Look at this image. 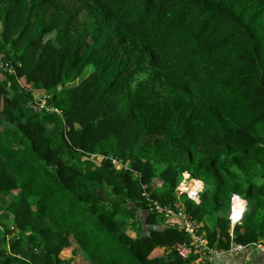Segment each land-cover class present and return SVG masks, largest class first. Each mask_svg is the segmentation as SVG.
<instances>
[{"label": "trees", "instance_id": "16d2710c", "mask_svg": "<svg viewBox=\"0 0 264 264\" xmlns=\"http://www.w3.org/2000/svg\"><path fill=\"white\" fill-rule=\"evenodd\" d=\"M0 72V264H239L148 209L185 172L212 248L233 195L264 245V0H0Z\"/></svg>", "mask_w": 264, "mask_h": 264}, {"label": "built area", "instance_id": "2783aa9c", "mask_svg": "<svg viewBox=\"0 0 264 264\" xmlns=\"http://www.w3.org/2000/svg\"><path fill=\"white\" fill-rule=\"evenodd\" d=\"M42 97H46V95ZM39 100H41V98ZM41 106H44V101L42 100ZM196 180L197 179L195 178H190V174H188L187 176H185L184 180L177 185V199L174 202L165 204L160 202L159 200L149 198L148 209L162 215L165 219L176 217L181 221L184 231L190 237V242H184L178 249L179 254L183 257L189 256L193 249L197 250V252H199L202 257H207L211 254H219L223 252H229L233 255L240 254L246 248V245L235 241V239L233 238V228L237 223H240L242 221L244 212L248 207L247 202L242 197L233 195L228 215L231 225V239L229 248L226 250L214 249L209 245L205 233L201 230V224L186 210L185 203L181 199L182 195H187L190 199L196 202L200 200V192L203 189V187L201 188L202 182L200 180H197L200 181V183L198 182L197 187L188 188L190 183ZM236 211L240 212L239 218L233 215V213ZM254 245L264 251V245H262L261 243H256Z\"/></svg>", "mask_w": 264, "mask_h": 264}, {"label": "crops", "instance_id": "0c3cea01", "mask_svg": "<svg viewBox=\"0 0 264 264\" xmlns=\"http://www.w3.org/2000/svg\"><path fill=\"white\" fill-rule=\"evenodd\" d=\"M189 173L185 172L183 175V178L180 182H182ZM191 178V177H190ZM179 182V183H180ZM247 202L248 206V201L243 198ZM234 256V255H233ZM235 260L239 262V264H264V252L260 250L259 248H252L248 250H243L240 254L234 256ZM220 262L227 263L228 260H226L225 257H218L217 258Z\"/></svg>", "mask_w": 264, "mask_h": 264}, {"label": "rangeland", "instance_id": "374dc122", "mask_svg": "<svg viewBox=\"0 0 264 264\" xmlns=\"http://www.w3.org/2000/svg\"><path fill=\"white\" fill-rule=\"evenodd\" d=\"M2 73L0 72V77H2ZM42 93H37V95H41ZM45 94H43L44 96ZM42 97V96H41ZM186 184V183H185ZM203 187L202 183H201V188ZM11 196V195H10ZM9 196V198H10ZM9 198L7 199L6 202H4L3 204H0V226H1V229L4 230V227L5 225L7 224V222L10 221V213L8 212L7 208H5L6 204L8 203L9 201ZM18 234V231L17 230H13L10 234H8L6 236V240L3 242V244L5 246H9V244L11 243V241L16 238ZM63 257L64 256H67V251L66 252H63L62 253ZM77 263L76 264H83L84 262L82 261V259L78 258L76 259ZM69 262H67L66 264H68Z\"/></svg>", "mask_w": 264, "mask_h": 264}, {"label": "bare ground", "instance_id": "6f19581e", "mask_svg": "<svg viewBox=\"0 0 264 264\" xmlns=\"http://www.w3.org/2000/svg\"><path fill=\"white\" fill-rule=\"evenodd\" d=\"M199 181H194L192 183H190L189 187L188 188H193V187H197V184H198ZM200 183V182H199Z\"/></svg>", "mask_w": 264, "mask_h": 264}, {"label": "snow or ice", "instance_id": "6c2138e0", "mask_svg": "<svg viewBox=\"0 0 264 264\" xmlns=\"http://www.w3.org/2000/svg\"><path fill=\"white\" fill-rule=\"evenodd\" d=\"M233 215H234L235 217L239 218V216H240V212H239V211H236V212L233 213Z\"/></svg>", "mask_w": 264, "mask_h": 264}, {"label": "clouds", "instance_id": "9594fccd", "mask_svg": "<svg viewBox=\"0 0 264 264\" xmlns=\"http://www.w3.org/2000/svg\"><path fill=\"white\" fill-rule=\"evenodd\" d=\"M189 173V172H188ZM191 177V176H190ZM192 178V177H191Z\"/></svg>", "mask_w": 264, "mask_h": 264}]
</instances>
